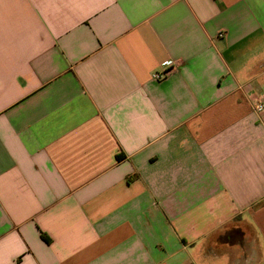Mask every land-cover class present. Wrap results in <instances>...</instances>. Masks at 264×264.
Listing matches in <instances>:
<instances>
[{"label":"crops","instance_id":"0c3cea01","mask_svg":"<svg viewBox=\"0 0 264 264\" xmlns=\"http://www.w3.org/2000/svg\"><path fill=\"white\" fill-rule=\"evenodd\" d=\"M258 100L264 0H0V264H264Z\"/></svg>","mask_w":264,"mask_h":264},{"label":"built area","instance_id":"2783aa9c","mask_svg":"<svg viewBox=\"0 0 264 264\" xmlns=\"http://www.w3.org/2000/svg\"><path fill=\"white\" fill-rule=\"evenodd\" d=\"M222 34H219V36H221ZM174 68V63L172 62H166L164 64H162L160 66L159 70H155L150 74V78L152 80L155 81H161L163 80L165 77H167L169 75V73L173 70ZM254 110L257 113H264V103L260 100H258L255 104H254Z\"/></svg>","mask_w":264,"mask_h":264}]
</instances>
